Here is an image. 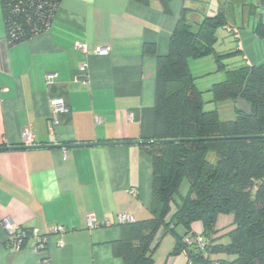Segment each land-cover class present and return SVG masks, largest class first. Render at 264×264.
<instances>
[{
	"label": "crops",
	"instance_id": "1",
	"mask_svg": "<svg viewBox=\"0 0 264 264\" xmlns=\"http://www.w3.org/2000/svg\"><path fill=\"white\" fill-rule=\"evenodd\" d=\"M166 1L167 12L161 0H59L49 28L14 45L5 41L0 6V264H43L44 255L50 264H122L111 246L120 238L118 216L150 217L151 156L138 142L153 136L156 61L142 50L154 44L166 54L184 9L188 23L222 14L215 51H240L227 66L264 65V0ZM204 60L210 67L195 80L216 71L211 56L190 61ZM54 99L67 112L52 128ZM25 130L35 146L20 147ZM89 215L98 226H87ZM228 217L219 216L216 228ZM5 220L12 232L45 236L46 253L31 239L8 246ZM57 227L64 232L54 233ZM191 232L201 234V224ZM154 244L153 264H189L185 252L171 254L175 238L162 228Z\"/></svg>",
	"mask_w": 264,
	"mask_h": 264
},
{
	"label": "trees",
	"instance_id": "2",
	"mask_svg": "<svg viewBox=\"0 0 264 264\" xmlns=\"http://www.w3.org/2000/svg\"><path fill=\"white\" fill-rule=\"evenodd\" d=\"M58 1L0 0L6 43L43 33ZM161 2L167 12V1ZM224 26L221 13L188 23L184 9L166 54L158 55L154 44L143 46L142 53L156 61L153 136L146 140L156 142L140 143L151 156L150 217L118 225L120 238L111 246L122 264H153V241L161 228L175 238L171 254L185 252L189 264H264V65L227 66L224 60L240 51H215L217 31ZM210 56L225 76L211 86V102L230 101L232 119H220L216 109L204 110L190 73L189 60ZM238 97L250 106L249 115L237 110ZM209 152L215 154V163L206 160ZM184 179L188 189L179 195ZM220 215L233 219L217 229ZM196 222L202 226L199 235L191 232ZM178 227L183 235L176 233ZM196 237L202 238V246L184 244L186 238ZM29 239L31 230L24 229L20 246ZM215 254L223 258L212 260Z\"/></svg>",
	"mask_w": 264,
	"mask_h": 264
},
{
	"label": "built area",
	"instance_id": "3",
	"mask_svg": "<svg viewBox=\"0 0 264 264\" xmlns=\"http://www.w3.org/2000/svg\"><path fill=\"white\" fill-rule=\"evenodd\" d=\"M55 11H56V8L54 9V14H55ZM53 16H52V19H53ZM50 23L47 25L46 30L49 28ZM9 37H10L9 39L11 40L15 39V35L12 32L9 33ZM76 48L84 53L87 52L86 46L84 44L77 43ZM96 54L99 56H107L108 48H98L96 50ZM51 77H52L51 75L46 76L47 83H49ZM50 104H51L50 117H51V123H52V128H53V126L57 124L56 116L67 112V107H66V104L63 102V100H60V99L51 100ZM52 128L50 131H52ZM21 140H22L21 144L23 147L28 148V147H33L36 145L35 136L29 130H25L21 133ZM132 194H134L133 191H132ZM86 221H87V226L89 228L98 226L94 216L92 215L87 216ZM130 221H132V218L130 216H127L125 214H121L118 216L119 224L124 223V222H130ZM107 225L108 223L105 222L104 226H107ZM3 226L9 234L8 246L13 247V248H19L24 239V230H18L16 232H12L11 224L7 220L3 222ZM56 232H64V229L62 227H57L56 229H54V233ZM31 240L33 241L34 250L36 252L41 253V254L46 253L47 241H46L45 236H40L36 230H31ZM184 244L188 246L189 245L190 246H193V245L202 246V238L200 237L186 238L184 240ZM42 262L43 264H50L49 257L47 255H44L42 257Z\"/></svg>",
	"mask_w": 264,
	"mask_h": 264
},
{
	"label": "rangeland",
	"instance_id": "4",
	"mask_svg": "<svg viewBox=\"0 0 264 264\" xmlns=\"http://www.w3.org/2000/svg\"><path fill=\"white\" fill-rule=\"evenodd\" d=\"M208 67H210L209 61L204 60V61H201V63H193L192 61L189 60V68H190L189 70H191L190 73L193 77H197V75L202 74V72L206 71V69H208ZM220 73L222 74L221 76L224 75L222 72H220ZM219 79H223V78H220V74L218 73V70L216 69V71H214L210 75L204 76V77L200 76V78L196 79L195 80V86L197 87L198 91L201 92V99L204 103L203 107H204L205 111H209V110L211 111V110L217 109V112H218L220 119H230L231 117H229V113L231 111V106H233L230 101L220 102L216 105L211 102L212 101V95L209 92V89L213 83H218L220 81H223V80H219ZM206 160L209 161L210 163H215V161H216L215 154L213 152H209L206 155ZM187 189H188V183L184 179L182 181L180 187H179V195H185L187 192ZM176 198H178L177 195H176ZM220 216L226 217L227 215H220ZM228 218H231V221L233 219L232 215H229ZM217 225H218L217 228H219V229L224 228L228 225V221L227 222H224V220L218 221ZM226 241L227 240L224 239L222 242L225 243ZM210 258L212 260H220L223 257L215 254V255H212Z\"/></svg>",
	"mask_w": 264,
	"mask_h": 264
},
{
	"label": "water",
	"instance_id": "5",
	"mask_svg": "<svg viewBox=\"0 0 264 264\" xmlns=\"http://www.w3.org/2000/svg\"><path fill=\"white\" fill-rule=\"evenodd\" d=\"M235 106H236L237 110L241 114L249 115L251 113V108L248 105V103L244 99H242L240 97H238L235 100ZM152 142H156V141H142V142H138V143H152ZM164 142H166V143H174L175 141H173V140H166Z\"/></svg>",
	"mask_w": 264,
	"mask_h": 264
}]
</instances>
